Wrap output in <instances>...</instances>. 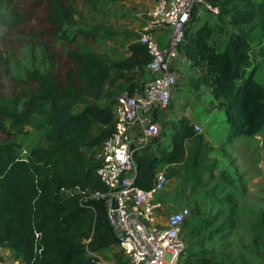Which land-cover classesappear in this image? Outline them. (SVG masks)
<instances>
[{
  "label": "trees",
  "instance_id": "trees-1",
  "mask_svg": "<svg viewBox=\"0 0 264 264\" xmlns=\"http://www.w3.org/2000/svg\"><path fill=\"white\" fill-rule=\"evenodd\" d=\"M205 1L219 17L230 16L232 31L221 49L208 42L213 26L206 22L196 31L192 55L206 64L200 81L222 107L227 135L249 138L264 127V83L254 76L251 58L261 7L254 0ZM13 2L0 0V22L9 26L20 19ZM46 13L50 32L58 38L76 24L69 0H47ZM99 27L109 36L127 34ZM68 55L73 67L62 76L51 70H27L25 77L32 85L14 97H0V130L9 136L0 141V246L24 264H99L102 250L118 247L105 200L95 196L106 187L95 171L94 152L115 130L114 90L123 80L128 94L141 91L150 56L138 41L117 60L94 49L69 50ZM34 117L44 129V143L24 149L8 125L28 124ZM172 124L169 147L160 146L158 138L151 145H158L157 153H148L151 146L134 153L136 186L150 188L163 165L187 162L209 169L205 162L209 146L201 131L187 119ZM194 211L199 213L198 208ZM35 231L40 233L38 241ZM199 262L219 264L204 253L195 263Z\"/></svg>",
  "mask_w": 264,
  "mask_h": 264
},
{
  "label": "rangeland",
  "instance_id": "rangeland-1",
  "mask_svg": "<svg viewBox=\"0 0 264 264\" xmlns=\"http://www.w3.org/2000/svg\"><path fill=\"white\" fill-rule=\"evenodd\" d=\"M69 2L74 8L76 24L66 28L65 34L58 38L50 32L52 25L47 20V0H14L19 21L12 26L0 22V97H14L30 87L32 83L25 77L27 70H51L62 76L73 67L69 50L106 49L110 36L97 26L115 30L126 26V23L119 22L124 18L120 8L114 5L118 0ZM32 39L36 45L32 44ZM178 59L174 69L177 78L173 90L175 97L169 103L167 114L155 119L160 124L159 134L163 138L173 126L172 122L179 120V116L184 117L176 108L177 105L183 106L182 96L206 94L207 90L200 81L204 72L198 59L192 55L182 58L179 54ZM122 81L114 90V98L124 92ZM178 85L185 89L182 94ZM212 106L206 102L195 104L196 117L191 118L200 126V133L209 138V158L205 162L210 167L202 170L187 162L161 166L167 173L166 185L157 196L165 204L162 215L167 216L184 205L193 212L198 208L205 236L200 253L213 255L219 264H260L264 259V138H255L244 144V137H229V125L222 112L218 113ZM8 126L12 138L24 149L44 143V129L40 127L38 117L28 124ZM173 134L168 136L167 144H171ZM7 138L9 136L0 130V141ZM246 195L248 199L244 204ZM242 205L250 210L248 226L241 223L244 216L240 211ZM99 259V264H128L118 247L102 250ZM178 264L185 262L178 261Z\"/></svg>",
  "mask_w": 264,
  "mask_h": 264
},
{
  "label": "built area",
  "instance_id": "built-area-1",
  "mask_svg": "<svg viewBox=\"0 0 264 264\" xmlns=\"http://www.w3.org/2000/svg\"><path fill=\"white\" fill-rule=\"evenodd\" d=\"M200 6L213 9L205 0H156L149 11L150 25L169 28L170 38L160 46L150 31L139 35L137 41L150 56L142 89L132 95L124 91L116 97L115 130L94 152L98 162L95 171L106 187L95 196L105 200L108 221L128 264H178L184 249L180 230L190 207L181 206L163 217L165 204L157 196L166 185L167 173L159 168L150 188L138 187L134 184L133 156L136 151L147 150L160 136L156 114L169 107L177 82L174 65L185 29ZM193 127L201 131L198 124ZM35 238H40L37 231ZM0 264L24 263L4 253L0 246Z\"/></svg>",
  "mask_w": 264,
  "mask_h": 264
},
{
  "label": "crops",
  "instance_id": "crops-1",
  "mask_svg": "<svg viewBox=\"0 0 264 264\" xmlns=\"http://www.w3.org/2000/svg\"><path fill=\"white\" fill-rule=\"evenodd\" d=\"M155 2L156 0H118V2H115L114 5L120 8V14L123 15L124 18L119 22L126 23V26L124 25L120 28H116V30L126 31L127 34L122 33L121 35L117 34L115 36L108 37V40L106 41V49L98 52L105 54L106 56L109 55L110 58L125 56L127 54L129 45L131 43L137 42L139 35L144 31H150V33L157 40L158 44L160 46H164L170 38L169 28L150 25L149 11L154 6ZM254 2L255 6L261 7L262 20L259 24L257 22H254L255 27L253 29V32L256 33V37L254 43H252L251 58L252 62L255 64L254 76L257 79L259 78V80L264 83V0H260V2H258V0H254ZM109 6L110 4L107 5V7ZM206 22L209 25L213 26L212 37L208 40L209 44L212 45L215 49H221L223 47L229 33L232 31L230 16L223 15L219 17L216 10L206 9L203 6H200L194 10V17L191 20V25L189 26L186 40L180 46L179 55L182 56V58H188L192 55V53L196 49L194 45L195 33L198 28H200ZM193 57L196 58L195 56ZM180 60L182 61V59ZM178 62L179 59L176 60L174 69L177 67ZM199 64L202 65L201 69L205 73L206 64L202 61H200ZM177 87H179L180 89L179 93L182 94L185 91V89H182L181 86L178 85ZM206 87V94L199 93L193 94L191 96H182L181 102L183 103V106H176L177 109H180L177 112L180 115L184 116H179V120L187 119L191 121V118L193 116L196 117V115H194L196 114L194 111H197L195 110L196 108H194L195 104H202L203 102L212 104L213 110H217L218 113L222 112V116L224 119L222 107H219L217 101L214 100L211 89L208 86ZM172 97H175L173 91L171 93V100ZM168 111L169 110L167 109L163 112H158V114H156L157 118H162V116L167 114ZM173 132L174 129L173 127H171L169 133L166 134L164 138L162 135L159 136V145L169 147L171 144H167V138ZM204 137L206 142L208 143L209 138L207 136ZM255 138H264V127L252 137L244 138V144H247L249 141ZM157 152L158 145H153L148 149L149 154ZM245 199H248L247 195L244 196V204ZM240 211L241 214L244 215L243 219L241 220L242 225L248 226V214L250 210L242 205ZM202 231L203 228L200 224L199 213H197L196 211L193 212L191 209V215L182 224L180 230L181 240L184 241L185 244L179 262H197L198 256L201 251L200 247L202 241L205 239ZM2 250L4 251V253L12 256V253L8 248L2 247ZM260 264H264V259L260 260Z\"/></svg>",
  "mask_w": 264,
  "mask_h": 264
}]
</instances>
